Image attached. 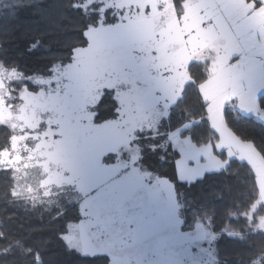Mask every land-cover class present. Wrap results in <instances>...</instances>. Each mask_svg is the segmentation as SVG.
Instances as JSON below:
<instances>
[{
  "label": "rangeland",
  "instance_id": "rangeland-1",
  "mask_svg": "<svg viewBox=\"0 0 264 264\" xmlns=\"http://www.w3.org/2000/svg\"><path fill=\"white\" fill-rule=\"evenodd\" d=\"M216 2L183 0L180 16L174 0H87V9L100 4L101 19L88 29L87 45L69 66L36 80L35 92L22 88L9 106L0 72V122L13 133L0 152V169L16 172L15 192L22 198L66 204L74 196L81 219L64 235L71 249L105 255L109 264H217L218 235L209 220L194 232L181 230L182 202L170 182L141 165L137 140L142 131H154L179 99L190 81V62L213 59L205 84L213 94L222 90L220 83L213 85L227 71L219 58L231 52L211 51L200 59L190 38L200 28L215 34ZM234 9L235 4L224 12ZM103 89L114 91L119 117L96 124L93 108ZM219 122L213 121L220 134L215 149L222 156L212 145L195 146L180 130L168 137L179 155V178L192 183L239 154L255 173L264 201L263 161ZM259 220L264 226V218ZM221 233L238 235L229 227Z\"/></svg>",
  "mask_w": 264,
  "mask_h": 264
},
{
  "label": "trees",
  "instance_id": "trees-1",
  "mask_svg": "<svg viewBox=\"0 0 264 264\" xmlns=\"http://www.w3.org/2000/svg\"><path fill=\"white\" fill-rule=\"evenodd\" d=\"M86 1L0 0V72L11 94L8 106L15 102L19 90L37 91L40 86L36 80L52 78L87 45V31L99 24L101 15L99 3L87 9L83 7ZM182 1L174 0L178 13ZM187 68L190 81L167 116L154 131L140 133L139 162L148 173L173 185L182 202V231L194 232L199 222L209 220L211 231L218 235L217 264H264V231L255 227L264 216V202L251 166L234 157L224 169L192 183L177 174L179 155L168 139L171 134L180 130L179 135L188 136L197 147L209 144L215 149L218 141L199 90L208 77V65L191 62ZM9 73L13 74L10 78ZM114 94L113 90H102L93 108L94 123L119 117ZM259 105L264 108V96ZM223 123L239 141L251 144L264 163L261 122L239 119L234 112L224 110ZM12 136L11 128L0 122V152L9 147ZM15 173L10 166L0 169V264H109L107 256L82 255L64 240L68 225L81 219L73 195L70 203L64 201L66 204L22 198L15 192L19 185ZM225 227L238 235L221 233Z\"/></svg>",
  "mask_w": 264,
  "mask_h": 264
},
{
  "label": "crops",
  "instance_id": "crops-1",
  "mask_svg": "<svg viewBox=\"0 0 264 264\" xmlns=\"http://www.w3.org/2000/svg\"><path fill=\"white\" fill-rule=\"evenodd\" d=\"M233 4H235L234 11H231V14L225 13L224 11ZM215 5L217 9L215 34L211 36V32H207V29L200 28L190 38L193 37L199 52L202 53L198 57L200 59L205 58V55L211 51L231 52L227 57L219 58L223 64L220 67L227 71L223 77L216 79L213 85L220 83L223 86L222 90H216L213 94L208 91L205 84L210 77V65L213 59L205 62L208 65V77L199 85L200 93L207 104L209 124L217 133V142L220 143V134L215 130L217 127L213 121H220L219 128L225 127L224 110L234 112L239 119L250 118L264 125V108L259 105L260 98L264 96V0H220ZM232 143L238 142L233 140ZM238 156L242 158L241 155ZM257 229L264 231L260 220Z\"/></svg>",
  "mask_w": 264,
  "mask_h": 264
}]
</instances>
